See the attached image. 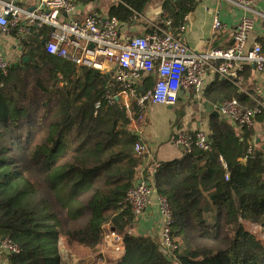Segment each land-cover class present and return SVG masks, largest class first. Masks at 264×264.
I'll return each mask as SVG.
<instances>
[{"label":"trees","instance_id":"16d2710c","mask_svg":"<svg viewBox=\"0 0 264 264\" xmlns=\"http://www.w3.org/2000/svg\"><path fill=\"white\" fill-rule=\"evenodd\" d=\"M196 3L164 0L171 28ZM50 30L31 27L17 64L0 74V239L18 247L0 252L8 264H61L62 241L94 253L112 228L123 253L104 264H264V240L247 228L264 231V139L255 128L210 115V150L194 148L145 171L172 216L175 248L163 253L157 236L130 230L136 220L124 204L141 164L136 101L118 95L113 70L48 53ZM151 78L142 76L139 94ZM204 95L254 104L222 80ZM255 122L264 126V112Z\"/></svg>","mask_w":264,"mask_h":264},{"label":"built area","instance_id":"2783aa9c","mask_svg":"<svg viewBox=\"0 0 264 264\" xmlns=\"http://www.w3.org/2000/svg\"><path fill=\"white\" fill-rule=\"evenodd\" d=\"M18 1L0 0V30L7 32L16 28L24 36L31 27L47 26L51 28L44 43L48 53L101 72L112 69L119 88L118 95L127 104L130 99L137 103L139 112L133 120L135 124L144 121L148 105H174L183 90L201 94L209 69L254 103L252 107H244L236 98L224 99L213 107L219 115L235 125L251 128L255 126V116L264 112V45L259 42L249 44L255 16L264 19V13L253 7V0H224L240 8L243 13L233 29L231 44L205 51L189 49L180 36L171 32L168 27L170 21L153 23L150 32L122 41L118 32L119 20L114 15L101 20L95 13H89L78 19L71 13L75 7L73 0H36L31 9L20 6ZM221 27L222 22L216 14L212 28L218 30ZM9 66L10 62L0 52V74L5 75ZM245 66H251L257 75L260 89L256 96L242 87L240 73ZM148 74L155 78L153 86L139 94L140 80ZM171 142L185 154L194 148L204 151L211 148L208 133L202 128L194 132H177ZM134 151L141 156V164L134 185L126 193L124 204L131 209L136 221L150 205L157 206L163 218L158 238L159 249L163 253H170L175 248L170 238V208L153 189L145 173L160 163L153 160L148 148L139 140L134 143ZM105 236L121 239L112 229H108ZM0 252L17 253L18 247L7 238H1Z\"/></svg>","mask_w":264,"mask_h":264},{"label":"crops","instance_id":"0c3cea01","mask_svg":"<svg viewBox=\"0 0 264 264\" xmlns=\"http://www.w3.org/2000/svg\"><path fill=\"white\" fill-rule=\"evenodd\" d=\"M163 1L73 0L75 7L71 13L78 19H82L89 13H95L101 20L112 15L116 16L119 20L118 32L122 41L150 32L153 23L164 24L170 21L168 27L171 32L176 36H180L188 48L195 51L229 46L232 42L233 29L243 13L240 8L224 0H197L194 10L183 18L181 26L171 28V20L165 17L162 7ZM35 2L36 0H19L18 4L26 9H31ZM253 7L264 13V0H253ZM216 14L222 22V27L213 30L212 20ZM29 31L22 36L16 28H12L7 32L0 30V52L8 62H17L21 57L22 47L19 40L25 37ZM254 42L264 45V19L259 16H255V27L249 44ZM240 74L243 78L242 87L247 88L256 96L260 84L253 68L245 66ZM151 77L152 82L148 89L153 86L155 81L154 76L151 75ZM221 80L230 84L223 77L209 69L201 94L183 90L176 104L148 105L144 121L141 124L132 122V127L139 137L138 140L148 148L154 161L160 163L173 159L179 160L183 157L185 153L171 142V138L177 132H194L200 128L205 131L208 130L209 116L214 115L211 110H215L213 107L219 102L209 101L205 98L204 93ZM236 89L238 90V88ZM249 99L252 101L251 98ZM254 128L259 136L257 141L260 138L264 139V126L262 127L255 122ZM147 176L150 180L152 179L151 171ZM162 221L163 218L157 206L152 204L130 230L134 233L155 235L159 238ZM0 264H8L5 254H0Z\"/></svg>","mask_w":264,"mask_h":264},{"label":"rangeland","instance_id":"374dc122","mask_svg":"<svg viewBox=\"0 0 264 264\" xmlns=\"http://www.w3.org/2000/svg\"><path fill=\"white\" fill-rule=\"evenodd\" d=\"M247 228L264 240L263 230H260L255 226L251 227L249 225ZM122 252L123 246L121 239L116 240L112 239L111 237L106 238V236L104 237L103 242L99 245L96 252L88 255H84V252L80 249L70 250L65 246L63 241L60 242L61 264H104L103 261L105 260V257L116 260L119 258Z\"/></svg>","mask_w":264,"mask_h":264},{"label":"water","instance_id":"95a60500","mask_svg":"<svg viewBox=\"0 0 264 264\" xmlns=\"http://www.w3.org/2000/svg\"><path fill=\"white\" fill-rule=\"evenodd\" d=\"M91 46H92V45H91ZM23 60L26 61V60H27V57L24 56ZM14 64L16 65L17 62H14ZM211 112H212V114H214V115H216V116H219V113H218L216 110H213V111L211 110ZM112 230H113V228H112Z\"/></svg>","mask_w":264,"mask_h":264},{"label":"bare ground","instance_id":"6f19581e","mask_svg":"<svg viewBox=\"0 0 264 264\" xmlns=\"http://www.w3.org/2000/svg\"><path fill=\"white\" fill-rule=\"evenodd\" d=\"M112 70V69H111Z\"/></svg>","mask_w":264,"mask_h":264}]
</instances>
